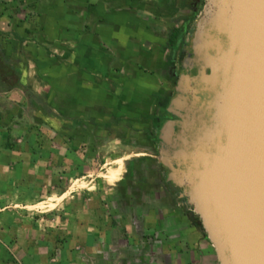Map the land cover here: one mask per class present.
I'll list each match as a JSON object with an SVG mask.
<instances>
[{
  "label": "crops",
  "instance_id": "crops-1",
  "mask_svg": "<svg viewBox=\"0 0 264 264\" xmlns=\"http://www.w3.org/2000/svg\"><path fill=\"white\" fill-rule=\"evenodd\" d=\"M198 2L0 0V264H220L141 151Z\"/></svg>",
  "mask_w": 264,
  "mask_h": 264
},
{
  "label": "water",
  "instance_id": "water-1",
  "mask_svg": "<svg viewBox=\"0 0 264 264\" xmlns=\"http://www.w3.org/2000/svg\"><path fill=\"white\" fill-rule=\"evenodd\" d=\"M166 111V183L220 264H264V0H205Z\"/></svg>",
  "mask_w": 264,
  "mask_h": 264
},
{
  "label": "rangeland",
  "instance_id": "rangeland-1",
  "mask_svg": "<svg viewBox=\"0 0 264 264\" xmlns=\"http://www.w3.org/2000/svg\"><path fill=\"white\" fill-rule=\"evenodd\" d=\"M204 4H205V0H199V2L197 3V5L194 8L195 9V12L196 13L198 12L199 14L197 15L196 22H195V25H194V28H193V31H192L190 37L194 33L195 26H196V24H197V22H198V20H199V18L201 16V14H202V11H203V8H204ZM186 53H187V46H186L185 51L181 54V57H180V61H179V75L183 72V69H184V59H185ZM164 122H165L164 120L163 121H160L159 126L157 128L158 131L161 129V127L163 126ZM152 132H153V134L155 133L154 127H152ZM151 136H153V135H151ZM157 136H158V134H157ZM153 138L154 137H152V138L151 137L150 138L148 137V138H146V140H142L143 143L145 144V146L142 145L143 148H141V151L143 152V154L145 153V155H142V157H144V158H152V160L149 163L148 162H145V164H146V166H149V167H153L154 166L155 169L158 172V176L161 178V177H163V170H162V168L160 166L159 143H158V141L155 142L156 143V146L154 145L155 146L154 148H149V147L146 146V145H148V143L150 142L151 139H152L151 140L152 141L151 143L153 145ZM153 160L156 161V162H152ZM38 208H40V207L38 206ZM191 208H192V210H194L193 206H191Z\"/></svg>",
  "mask_w": 264,
  "mask_h": 264
},
{
  "label": "trees",
  "instance_id": "trees-1",
  "mask_svg": "<svg viewBox=\"0 0 264 264\" xmlns=\"http://www.w3.org/2000/svg\"><path fill=\"white\" fill-rule=\"evenodd\" d=\"M199 13L197 12L196 13V15H198ZM192 31H193V29L191 30V33H192ZM164 113H165V117H164V121L166 120V118H167V115L169 116V117H171L167 112H166V108L164 109ZM163 120H161V121H163ZM163 170V169H162ZM164 178V177H163ZM168 184V183H167ZM168 186L170 187V188H173L175 191H176V193L177 194H179L180 193V191H181V189H179V188H177V187H175V186H173V185H170V184H168ZM184 201H185V199H183Z\"/></svg>",
  "mask_w": 264,
  "mask_h": 264
},
{
  "label": "flooded vegetation",
  "instance_id": "flooded-vegetation-1",
  "mask_svg": "<svg viewBox=\"0 0 264 264\" xmlns=\"http://www.w3.org/2000/svg\"><path fill=\"white\" fill-rule=\"evenodd\" d=\"M164 116H165V115H164ZM170 118H171V117H169V116L167 115L166 120H167V119H170ZM161 119H162V118H161ZM166 120H165V121H166ZM160 121H161V120H160ZM163 177H164V170H163Z\"/></svg>",
  "mask_w": 264,
  "mask_h": 264
},
{
  "label": "bare ground",
  "instance_id": "bare-ground-1",
  "mask_svg": "<svg viewBox=\"0 0 264 264\" xmlns=\"http://www.w3.org/2000/svg\"><path fill=\"white\" fill-rule=\"evenodd\" d=\"M200 22V21H199Z\"/></svg>",
  "mask_w": 264,
  "mask_h": 264
}]
</instances>
